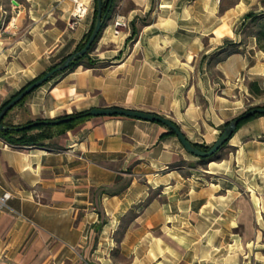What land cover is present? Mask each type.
Instances as JSON below:
<instances>
[{"label":"crops","instance_id":"1","mask_svg":"<svg viewBox=\"0 0 264 264\" xmlns=\"http://www.w3.org/2000/svg\"><path fill=\"white\" fill-rule=\"evenodd\" d=\"M0 0V107L72 55L93 0ZM117 0L91 53L34 90L15 122L96 107L170 118L211 146L264 88V52L242 33L264 0ZM130 26L112 32L116 15ZM226 53V54H225ZM225 54V55H223ZM156 122L96 116L48 140L0 138V264H264V116L242 125L219 160H202Z\"/></svg>","mask_w":264,"mask_h":264},{"label":"trees","instance_id":"2","mask_svg":"<svg viewBox=\"0 0 264 264\" xmlns=\"http://www.w3.org/2000/svg\"><path fill=\"white\" fill-rule=\"evenodd\" d=\"M115 1L116 0H103V14H107V20L110 16V13L113 10V7L115 6ZM97 7H98L97 0H95V13H94L93 23L91 25L90 30L82 38L81 42L77 46L74 53L80 51L85 46V44L87 43V41L91 35V32L93 30L95 20H96ZM105 25H106V22L104 23L103 28L105 27ZM102 31H103V29L99 33V36L96 39V41L94 42V44L92 45L91 49L85 55L78 56L76 58V60H74L71 63V65L69 66L68 69H66L65 71H60V72L55 73L52 77L49 78V80L47 82H49L52 79H54L55 77L63 74L64 72L71 70L73 68L79 67V66H83L84 68L95 67L97 62L92 57L91 53H92V50H93L95 44L97 43L98 39L100 38ZM242 33L245 37L254 36L256 38L257 48L264 52V12L258 13V12H255V10H252V11L246 13L244 15V22L242 24ZM66 58L62 59L59 63L51 66L47 71H50V70L54 69L55 67H57ZM47 71L38 75L31 82H34L37 79H39ZM31 82H29L28 84H30ZM47 82H45L44 84H46ZM25 87H23L20 91H22ZM249 90L253 96L264 95V88H262L257 82H251ZM18 93H16V94H18ZM29 95H27L20 102H18L11 110H9L7 112V114L3 118V124H4L5 128L0 130V138H2L5 142H7L8 144H10L12 146H40V147H44V146H46V142L48 140H52V139L58 137L59 135H62L65 132L76 128L77 126L85 123L87 120H89L91 117H93V116L87 114L89 110L74 111L71 114H64V115H61L60 117H58V118L72 117L71 121H69V122L61 123L59 125L38 124V125H33L29 128L18 129L21 126L31 125L35 122L45 120V119L32 120L30 118H26V119H23L22 121L15 122L12 119V116L14 115L13 111L18 109V108L23 107L24 103L26 102ZM14 96H12L7 102H5L0 107V111ZM260 116H264V114H255V115H253L247 119L242 120L240 122V124L238 125V129L242 125L247 123L248 121L255 119L257 117H260ZM229 122L230 121H227L224 124V127H226L229 124ZM158 124L167 129L166 134L176 136L175 133L172 130H170L168 127H166L160 123H158ZM230 139L214 155H212L211 157H208V158H201V159L202 160H209V159L216 157L218 155V153L220 152V150L223 149L228 144ZM194 144L199 149L204 150V151H207L210 148L209 146H206L204 144H197V143H194Z\"/></svg>","mask_w":264,"mask_h":264},{"label":"water","instance_id":"3","mask_svg":"<svg viewBox=\"0 0 264 264\" xmlns=\"http://www.w3.org/2000/svg\"><path fill=\"white\" fill-rule=\"evenodd\" d=\"M97 15L96 20L93 26V30L91 35L85 44V46L78 52L73 53L69 57H67L63 62H61L57 67L54 69L47 71L43 76L37 79L34 82L28 84L22 91L16 94L0 111V130L4 129L5 126L3 124V118L7 114L9 110H11L18 102H20L23 98L27 95L32 93L35 89L42 86L45 82L49 80L55 73L60 71H65L69 68L71 63L76 60L78 56L85 55L92 47L94 42L99 36V33L103 29L104 23L107 20V14H103V0H97ZM89 115L96 117V116H124V117H132L152 122H157L163 124L164 126L168 127L172 130L176 137L181 142L184 149L189 152L190 154L199 157V158H208L214 155L219 149L232 137V135L238 129V125L244 119H247L255 114H264V107H255L252 108L245 113L237 116L236 118L232 119L229 124L224 128L221 132L218 139L214 142V144L209 148V150L204 151L199 149L191 140L187 138L184 132L175 124L170 118L161 116L156 113L133 110L128 108L122 107H96L91 108L88 113ZM72 117H64V118H56V119H45L42 121L35 122L31 125L21 126L18 129H25L29 128L33 125L38 124H45V125H59L61 123L71 121Z\"/></svg>","mask_w":264,"mask_h":264},{"label":"built area","instance_id":"4","mask_svg":"<svg viewBox=\"0 0 264 264\" xmlns=\"http://www.w3.org/2000/svg\"><path fill=\"white\" fill-rule=\"evenodd\" d=\"M75 2L77 3V6L73 14V18L75 20H79L86 15L88 6L87 4L79 2L78 0H75ZM129 25L130 21L124 15L118 14L112 21V32L115 36H122L129 29ZM11 196L12 195L9 192H5L0 196V209L8 206V201L10 200Z\"/></svg>","mask_w":264,"mask_h":264},{"label":"rangeland","instance_id":"5","mask_svg":"<svg viewBox=\"0 0 264 264\" xmlns=\"http://www.w3.org/2000/svg\"><path fill=\"white\" fill-rule=\"evenodd\" d=\"M122 2L124 0H117V2ZM127 2V0L125 1ZM92 5H95V0L92 1ZM255 12H257L255 10ZM130 26V25H129ZM93 51V50H92ZM226 54V53H225ZM223 54V55H225ZM251 83V82H250ZM250 83L248 84V86L250 87ZM258 83V82H257ZM255 107H264V95H260V96H253L251 93H250V90H249V97L248 99L245 100V103H244V106L242 108V110L240 112H238L235 116L231 117L229 120L227 121H231L232 119L236 118L237 116L245 113L246 111L252 109V108H255ZM253 120V119H252ZM226 121V122H227ZM225 122V123H226ZM224 123V124H225ZM224 124L223 126L221 127L222 130L221 132L224 130ZM221 134V133H220ZM212 146V145H211ZM209 146V147H211ZM235 150L232 148V147H228L227 145L220 150V152L218 153V155L212 159L214 160H219L221 159L222 157H226V156H229L231 154V152H234Z\"/></svg>","mask_w":264,"mask_h":264}]
</instances>
